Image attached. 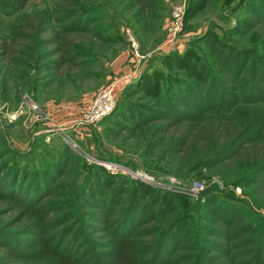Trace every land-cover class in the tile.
<instances>
[{"label": "rangeland", "instance_id": "374dc122", "mask_svg": "<svg viewBox=\"0 0 264 264\" xmlns=\"http://www.w3.org/2000/svg\"><path fill=\"white\" fill-rule=\"evenodd\" d=\"M56 2L28 0L23 8L0 0V38L22 15L53 12ZM80 2L83 9L58 24L79 18L77 26L88 27L67 74L50 68L48 47L30 53L34 58H24L13 72L0 58V177L6 192L18 181L19 192L35 203L40 190L54 209L47 234L52 245L85 264L111 261L113 225L98 218L99 207L117 203L126 218L134 194L139 209L159 215L160 228L184 227L176 250L168 255L170 241L159 254L170 264H193L200 254L201 264H264V191L256 182L244 185L248 171L242 163L210 167L202 163L205 156L180 161L170 140L153 135V123L140 138L117 125L132 126L169 107L181 116L221 110L248 123L250 137H264V38L250 31L256 14L264 19V0ZM240 50L252 55L234 61ZM111 85L116 102L128 103L130 112L121 105L113 115L86 123L85 108ZM195 182L202 188L193 193ZM21 205L9 216L0 210V239L36 255L44 251L40 236L27 231L36 206L27 205L32 210L26 216ZM228 210L238 215L233 223H226ZM207 239L228 253L207 255ZM153 257V249L146 250L144 258Z\"/></svg>", "mask_w": 264, "mask_h": 264}, {"label": "trees", "instance_id": "16d2710c", "mask_svg": "<svg viewBox=\"0 0 264 264\" xmlns=\"http://www.w3.org/2000/svg\"><path fill=\"white\" fill-rule=\"evenodd\" d=\"M15 1L20 2L21 7L24 8L28 0ZM80 1L82 0H57L53 12L44 11L42 13L24 14L12 23L10 35L0 38V58L6 64L8 70L13 72L20 64H23L24 58H34L30 53H35L39 49L43 51L48 47L50 50L47 52L46 58H52L50 68L61 75L71 71L76 66L75 61L81 55V53H78L83 50L82 42L85 41V33L88 31V27L77 26L78 22L82 23V19L79 18L71 21L67 26L58 24L62 23L65 17L76 14L77 9L78 11L83 9L84 6L81 7L83 2ZM150 1L137 0L139 3ZM56 13H61L60 15L64 16L59 17L57 15V18H54ZM250 31L264 38V19L259 14L255 15ZM215 40V38H212V43H215ZM231 53L227 52L224 55L223 52H220L219 55L229 59L232 56ZM250 55H252V52L240 50L235 54L234 61H246ZM44 58L45 56L40 53L38 59ZM225 73L228 74L229 72L225 70ZM121 105L123 109H130L128 103L119 99L113 111L102 119L113 115L115 110L119 108L118 106ZM170 111H173V108L159 110L158 115L144 118L141 122L134 121L132 126L117 125L130 137L139 136L140 138L150 129L148 123H153L157 130L153 132V135H162L170 140V150L173 155L178 156L177 158L180 161L205 156L202 163L208 164L210 167L221 164L226 166L233 160L239 161L243 164L241 166L245 171H248L244 179V185L251 186L256 182V186L264 191V137L260 134L250 137L252 131L248 123L233 119L221 110L200 113L199 116L175 115L170 114ZM3 184V179L0 177L1 213L9 216L15 210L19 211L20 203H22L21 206L25 209L23 211L24 215L30 216L32 209L26 206H36L32 210L34 220L27 231L40 236L44 251L38 253L40 255H30L22 250L15 249L12 241H6L3 238V240L0 239V264H85L78 256L60 250V247L56 244L52 245L53 239L47 234L53 226L48 218L54 209L46 202L44 195L39 196L40 190L36 189V202L31 203L32 200H27L24 194L19 192L20 187L17 188L16 186L18 181L12 183L11 186L14 190L9 191V193L6 192L5 184ZM135 195L133 196L135 197ZM19 196L22 197L21 200ZM133 198L134 206L130 209L126 218H123V213L120 215L122 211L117 210V203L107 207L101 205L98 209V218L102 222L113 225L109 233L111 237L109 240L111 246V261L109 264H170L169 258H161L159 254L166 251L170 241L173 242V246L168 250V255L176 250L183 241L182 230L184 227L180 224L177 226V230H174L173 225L166 229L160 228L159 215L150 212L152 209H139V206L136 205L138 203ZM227 214H232V216H230L231 220L226 223H233L238 219V215L230 213L229 210ZM116 222H119L118 225L115 224ZM11 237L9 236V238ZM222 237L226 236L223 235ZM205 245V253L209 256L213 255L214 251H220L223 254L228 253L215 240L207 239ZM152 249L155 258L146 260L144 258L146 250L148 252ZM204 260L205 254H200L193 264H201ZM228 264L237 263L232 259Z\"/></svg>", "mask_w": 264, "mask_h": 264}, {"label": "built area", "instance_id": "2783aa9c", "mask_svg": "<svg viewBox=\"0 0 264 264\" xmlns=\"http://www.w3.org/2000/svg\"><path fill=\"white\" fill-rule=\"evenodd\" d=\"M116 98H115V86L111 85L106 89L99 92L96 96H94L84 112V119L86 123H95L100 121L103 117L111 113L115 107ZM37 105L33 104L30 109L36 111ZM64 139H67L64 137ZM75 148V146L72 144ZM202 188L200 182H195L192 189H190L193 193L198 192Z\"/></svg>", "mask_w": 264, "mask_h": 264}]
</instances>
